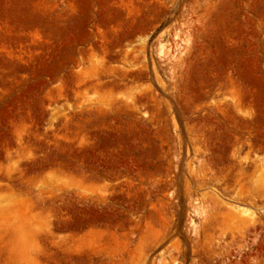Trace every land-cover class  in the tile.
I'll list each match as a JSON object with an SVG mask.
<instances>
[{
  "label": "rangeland",
  "instance_id": "374dc122",
  "mask_svg": "<svg viewBox=\"0 0 264 264\" xmlns=\"http://www.w3.org/2000/svg\"><path fill=\"white\" fill-rule=\"evenodd\" d=\"M263 165L264 0H0V264H264Z\"/></svg>",
  "mask_w": 264,
  "mask_h": 264
},
{
  "label": "bare ground",
  "instance_id": "6f19581e",
  "mask_svg": "<svg viewBox=\"0 0 264 264\" xmlns=\"http://www.w3.org/2000/svg\"><path fill=\"white\" fill-rule=\"evenodd\" d=\"M264 166V165H263ZM263 172H264V167H263ZM262 175V174H261ZM261 181L263 182V184H264V174H263V177L261 178ZM234 208V207H233ZM238 208V207H237ZM235 209V211L237 210L236 209V207L234 208ZM239 210V209H238ZM237 210V211H238ZM241 210V211H240ZM239 211H240V213H242V214H244L243 216H244V218H247L246 216H245V214H246V211H244V210H242V209H240ZM234 211V210H233ZM239 211H238V213H239ZM250 215V214H249ZM242 216V215H241ZM249 217V216H248ZM243 218V217H242Z\"/></svg>",
  "mask_w": 264,
  "mask_h": 264
}]
</instances>
